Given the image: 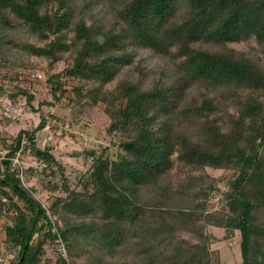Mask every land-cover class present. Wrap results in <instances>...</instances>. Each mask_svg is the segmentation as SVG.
I'll return each mask as SVG.
<instances>
[{"label":"trees","instance_id":"obj_1","mask_svg":"<svg viewBox=\"0 0 264 264\" xmlns=\"http://www.w3.org/2000/svg\"><path fill=\"white\" fill-rule=\"evenodd\" d=\"M250 40L256 48L246 52L229 47ZM140 51L165 65L149 68ZM257 51L264 54V0H0V62L17 68L12 95L34 100L31 83L21 86L33 70L19 54L44 59L50 107L64 100L103 105L106 133L118 137L119 150H89L92 164L78 186L65 185V196L46 206L18 167L0 162L8 264L218 263L207 227L239 233V264H264V67ZM65 59L67 68L49 72ZM44 127L41 116L36 131ZM23 138L29 146L22 153L34 150L54 175L59 163L50 148H36L33 132L2 140L6 157L16 156ZM176 164L233 171L219 209L209 210L218 190L203 174L172 180ZM58 238L66 258L55 251Z\"/></svg>","mask_w":264,"mask_h":264},{"label":"rangeland","instance_id":"obj_2","mask_svg":"<svg viewBox=\"0 0 264 264\" xmlns=\"http://www.w3.org/2000/svg\"><path fill=\"white\" fill-rule=\"evenodd\" d=\"M12 21L16 25V20L12 19ZM21 37L29 43H35L34 39L26 35H21ZM229 47L246 52L250 47L256 48V44L250 40L247 43L230 44ZM257 55L264 67V54L257 51ZM138 57L145 59L146 64L148 63L147 66L155 70L165 65L147 51H140ZM18 58L30 67V70L43 75L44 79L30 82L34 100L28 103L25 96L12 95L15 93L11 87L14 85L17 68L11 64L0 62V84L5 85L8 89L0 92V162L3 157L5 158L4 151L7 150L2 140H7L5 144H9L10 138H14L19 131L33 132L37 149L50 148L52 156L59 163V167L54 166L52 169L54 175H50L48 171H43L34 150H26L19 157L20 165L23 168L21 178L23 185L33 190L35 199L46 206L49 199L55 196H65V185L70 189L78 186L79 180L92 164V157L87 154L89 150H95L99 153L106 148L110 154L118 153L119 150L116 151L117 148L115 147L118 137L106 133L110 121L104 112V106L101 104L95 106H77L75 103L67 105L64 100V105L53 104L50 107L49 104L53 101L50 99L45 86L47 62L36 57L28 58L23 54H19ZM70 63L69 59L62 60L49 72L62 71ZM26 82L28 81L22 79L21 86H26ZM227 109L231 114L235 112L231 106H228ZM51 112L53 113L51 114ZM41 116L45 119V127L43 130L36 131ZM29 168H31V172L27 171ZM188 173L203 174L206 183H213L216 186L218 192L211 195L209 210L219 209L222 204L221 192L227 189L226 184L232 177L233 171L212 168H205L201 171L181 170L176 164L171 172L172 180L175 182L184 178ZM206 232L211 237L209 250L216 253L219 260L218 263L212 264H239L241 262L238 245L239 233L237 231L232 236H226L223 229L207 227ZM183 237L188 238L189 236L183 234ZM2 239L3 233L0 232V264H8L12 255L4 256ZM88 249L93 250L91 247ZM46 257L54 259L55 252L52 248L46 250ZM78 261L81 263L82 259Z\"/></svg>","mask_w":264,"mask_h":264},{"label":"built area","instance_id":"obj_3","mask_svg":"<svg viewBox=\"0 0 264 264\" xmlns=\"http://www.w3.org/2000/svg\"><path fill=\"white\" fill-rule=\"evenodd\" d=\"M22 79H25V80L28 81V82L25 83L26 86H27V85L30 84V82L37 81V80H40V79H44V77L40 73L33 71V72H27L25 75H23ZM31 93H32V90H31ZM52 113L53 112H51V114ZM28 146H29L28 140L26 138H23L22 141H21L20 150H19V152L16 154V156L14 158H7L6 156H5V158L4 157L2 158V160L8 159L11 162V167H13V168L18 167L20 169V172H21L20 173V178H22V170H23V168L20 165L19 157H20L22 151L25 148H27ZM7 152H8L7 150L4 151L5 154H7ZM0 170H1V172L3 171L2 168H0ZM2 201H5V200L2 199ZM55 251H56V253H58L63 258L67 257L64 244H63V242H62V240L60 238H58L56 240Z\"/></svg>","mask_w":264,"mask_h":264}]
</instances>
